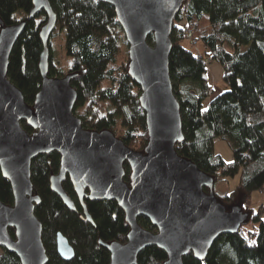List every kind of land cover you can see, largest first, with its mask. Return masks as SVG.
Returning <instances> with one entry per match:
<instances>
[{"label": "trees", "instance_id": "16d2710c", "mask_svg": "<svg viewBox=\"0 0 264 264\" xmlns=\"http://www.w3.org/2000/svg\"><path fill=\"white\" fill-rule=\"evenodd\" d=\"M50 4L57 16L52 36L58 29L65 31L69 65L65 72L52 64L49 41V75L71 78L78 95L74 114L82 127L94 132L109 130L127 147L144 152L149 140L146 114L139 101L140 87L128 71V43L115 8L100 0H50ZM33 9V0H0L3 27L27 22L11 53L7 77L28 106L34 105L42 88L40 31L48 22L45 12L28 20ZM19 12L24 13L21 19L16 17ZM173 26L169 69L184 134L176 151L213 177L214 186L240 175L233 192L219 196L214 188V194L227 209L237 206L249 214L237 233L218 237L205 260L189 254L183 263L264 264V205L257 213L246 206L253 192H264V0H186ZM187 29L205 47V57L184 47ZM148 42L154 44L153 36ZM207 59L222 67L229 91L220 93L209 84ZM22 128L29 135L35 133L25 121ZM216 141L227 143L232 162L216 153ZM60 160L58 152L42 154L32 160L31 167L34 193L41 198L35 215L44 226L47 264H110L108 249L99 243L127 242L130 226L125 212L115 201L96 202L86 196L84 202L93 220V224L87 223L84 207L67 177L63 189L76 205V212L70 211L51 190L50 179L60 173ZM124 169L129 184L131 168L126 163ZM0 201L7 206L14 203L12 185L1 170ZM138 222L148 231L155 230L145 217ZM58 233L74 247V258L68 262L58 254ZM10 235L15 238L14 229ZM138 255L137 264H165L168 259L156 246ZM0 264H21V260L3 249Z\"/></svg>", "mask_w": 264, "mask_h": 264}, {"label": "water", "instance_id": "95a60500", "mask_svg": "<svg viewBox=\"0 0 264 264\" xmlns=\"http://www.w3.org/2000/svg\"><path fill=\"white\" fill-rule=\"evenodd\" d=\"M100 1L115 8L127 39L128 71L140 87L139 101L146 114L147 148L137 153L109 130L94 132L82 127L74 114L78 95L71 78L49 75V41L57 16L50 0H33L28 20L41 12L48 17L40 31L42 88L33 106L27 105L20 89L7 77L11 53L27 22L10 27L0 23V170L14 195L12 206L0 201V249L15 254L21 264L49 262L44 226L35 215L41 198L34 193L31 167L38 156L58 152L60 173L50 179L51 190L70 211L76 212V205L63 189L67 177L84 207L87 223L93 224V220L84 202L86 196L96 202L115 201L125 212L130 226L127 242L99 243L108 249L110 264H137L138 254L154 246L168 254L165 264H185L189 254L203 261L218 237L237 233L249 214L237 206L227 209L214 194V178L176 151L184 134L169 57L173 25L186 0ZM150 36L153 45L148 42ZM24 121L34 134L22 128ZM126 163L131 168L129 184L124 180ZM142 217L155 226L153 232L140 226ZM10 229L15 230V238ZM57 247L64 261L74 258V247L61 233L57 234Z\"/></svg>", "mask_w": 264, "mask_h": 264}, {"label": "rangeland", "instance_id": "374dc122", "mask_svg": "<svg viewBox=\"0 0 264 264\" xmlns=\"http://www.w3.org/2000/svg\"><path fill=\"white\" fill-rule=\"evenodd\" d=\"M24 13L19 12L17 13V19H21L23 17ZM191 34V39L189 38L188 34ZM185 34L187 36L188 41L184 42V47L187 49L192 50L194 53L197 55H201L203 57L206 56V50L205 47L202 45L201 42L197 43L194 40V36L190 30H186ZM65 37L66 33L63 29H58V31L51 36L50 42H51V62L54 64L58 69L62 68L63 71L66 72L67 66L69 65L68 63V57L66 56L65 53ZM208 64V72L212 70V65H217V63L212 62L211 60L209 61L208 59L206 60ZM215 67V66H214ZM220 67V66H219ZM222 68V67H221ZM223 70V69H222ZM65 74V73H64ZM223 76V74H222ZM212 86V85H211ZM214 89H216L218 92L222 93L224 91H229L230 88L228 84L223 81H219L212 86ZM215 151L217 154H220L225 162H232L233 161V153L231 152L229 146L227 145L226 142L222 141H216V146H215ZM240 175H237V177L234 178H229L227 182H217L216 187H215V193L219 196H223L227 192H233L237 186H238V181H239ZM261 205H264V192L259 193L257 191L253 192L251 194V199L250 202L247 203L248 209L250 208L253 210L255 213H257L261 207ZM263 219H264V211H263ZM250 228H254L253 224L249 225ZM3 250L0 249V256L2 255Z\"/></svg>", "mask_w": 264, "mask_h": 264}, {"label": "crops", "instance_id": "0c3cea01", "mask_svg": "<svg viewBox=\"0 0 264 264\" xmlns=\"http://www.w3.org/2000/svg\"><path fill=\"white\" fill-rule=\"evenodd\" d=\"M222 74H223V70L221 67L217 66L216 64L212 65V70L209 71L207 75L209 84L213 86L216 83V81L217 83L219 81H222Z\"/></svg>", "mask_w": 264, "mask_h": 264}, {"label": "built area", "instance_id": "2783aa9c", "mask_svg": "<svg viewBox=\"0 0 264 264\" xmlns=\"http://www.w3.org/2000/svg\"><path fill=\"white\" fill-rule=\"evenodd\" d=\"M188 36H189V38L191 39V37H192V36H191V34H190V33L188 34Z\"/></svg>", "mask_w": 264, "mask_h": 264}]
</instances>
